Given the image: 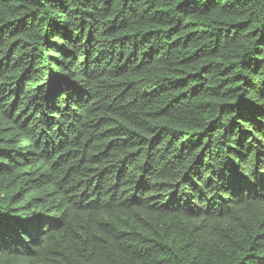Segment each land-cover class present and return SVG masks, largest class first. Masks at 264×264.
<instances>
[{
  "label": "trees",
  "instance_id": "16d2710c",
  "mask_svg": "<svg viewBox=\"0 0 264 264\" xmlns=\"http://www.w3.org/2000/svg\"><path fill=\"white\" fill-rule=\"evenodd\" d=\"M0 264H264V0H0Z\"/></svg>",
  "mask_w": 264,
  "mask_h": 264
}]
</instances>
